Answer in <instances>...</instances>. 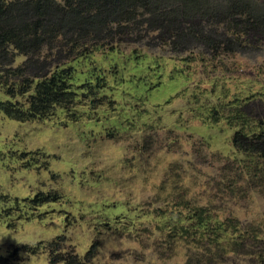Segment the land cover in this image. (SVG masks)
<instances>
[{
	"label": "rangeland",
	"instance_id": "obj_1",
	"mask_svg": "<svg viewBox=\"0 0 264 264\" xmlns=\"http://www.w3.org/2000/svg\"><path fill=\"white\" fill-rule=\"evenodd\" d=\"M48 2L39 16L4 0L11 22L45 28L0 54V101L27 108L56 68L74 92L43 118L0 112L6 264H264V157L233 144L264 131V0H152L97 29Z\"/></svg>",
	"mask_w": 264,
	"mask_h": 264
},
{
	"label": "trees",
	"instance_id": "obj_2",
	"mask_svg": "<svg viewBox=\"0 0 264 264\" xmlns=\"http://www.w3.org/2000/svg\"><path fill=\"white\" fill-rule=\"evenodd\" d=\"M34 5V9L39 16H44L49 13V0H30ZM70 9L71 17L77 20L82 25L89 28L104 27L109 22H123L127 9H132L141 3L150 2L152 0H65ZM143 5V4H142ZM9 8L4 4V0H0V54L3 58L11 63L7 49L14 46L19 51H29L38 47L41 40L39 29H44L45 24L37 21L31 24H14L11 19H8ZM1 59V58H0ZM71 73L66 68H56L50 75L44 76L33 87L32 94L28 99V107L22 108L9 100L0 101V112L6 117L16 121H27L34 118H43L49 115L55 106L66 107L73 98L74 92L70 90ZM6 85V83H3ZM31 88V83L27 79L22 78L16 89L6 87L7 95L12 96L14 92L24 94ZM251 138H255L257 146L252 149H247L242 146V139L247 137L241 131L236 132L233 138V144L239 150L258 153L264 157V131L257 134H251ZM248 146V145H247ZM251 147V146H249ZM55 194L42 196L37 194L32 200L31 205L37 206L47 201H55ZM200 217L202 214L196 213ZM199 233L194 236L204 237V231L207 228L203 220H197L195 225ZM90 256V252L87 255ZM57 258V257H56ZM6 258L0 256V264H6ZM58 259H52L49 264H85L81 262L73 253H68L66 256Z\"/></svg>",
	"mask_w": 264,
	"mask_h": 264
}]
</instances>
